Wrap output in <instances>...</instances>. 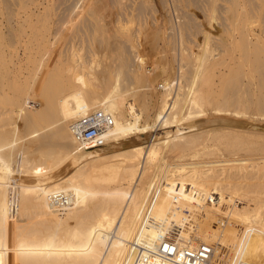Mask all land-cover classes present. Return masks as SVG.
<instances>
[{
	"label": "bare ground",
	"instance_id": "6f19581e",
	"mask_svg": "<svg viewBox=\"0 0 264 264\" xmlns=\"http://www.w3.org/2000/svg\"><path fill=\"white\" fill-rule=\"evenodd\" d=\"M212 2L207 26L194 33L196 51L176 45L179 66L161 93L143 92L152 72L139 33L124 40L131 47L122 44L107 86L80 63L81 76L33 109L19 102L9 65L0 67L8 78L0 77V264H177L159 254L166 238L212 246L207 264L264 261V23L255 25L249 7L233 29ZM24 17L29 25L32 15ZM178 21L168 38L180 36L186 22ZM233 44L241 52L232 55ZM16 68L10 74L20 78ZM87 109L114 118L90 149L71 129Z\"/></svg>",
	"mask_w": 264,
	"mask_h": 264
},
{
	"label": "rangeland",
	"instance_id": "374dc122",
	"mask_svg": "<svg viewBox=\"0 0 264 264\" xmlns=\"http://www.w3.org/2000/svg\"><path fill=\"white\" fill-rule=\"evenodd\" d=\"M210 1L211 0H47L45 3V0H39V3L41 2L43 4L39 7V10H36L37 5L39 4L37 0H0V53L2 54V56L0 55V67L4 69V72L6 69L7 72V67L9 65V71L7 74H10V71L13 69L12 73H16V67L21 68V72L18 76L20 78L13 77V74H6V76H9V79L14 78V83L12 85L19 86L17 90H20L19 102L21 105L27 109H33L34 106H39L40 103L42 106L43 102L45 103V100L48 99V97H50L54 92L62 91V89L64 90L67 80L74 81L79 75L81 76L83 72L80 74V69L79 71H77L78 69H75L80 63L85 64L84 70L86 73H95L94 75L96 78L101 79V81L104 82L101 83L103 87L107 86L108 83L113 81V72L117 68L115 65L120 64L119 60L121 52L124 51V46L131 47V44L128 43L129 41L125 42L124 40L130 39L128 36L132 33H139L141 35V52L147 62V66L145 68H147L150 73L152 72L149 79L145 81V85H143V92H148L149 86H151V90L161 93L162 81L168 77L170 79L172 76L175 78V75L172 73H176L175 71H177V67L179 66L178 60L181 57V53L179 54V50L177 49L179 44H181V41H184L185 47L189 50L188 52L192 51V49L196 51V48H192L194 46V40L196 39L194 33H198V31L202 29V26H207L206 21L209 14L208 9ZM212 1V3L217 6L218 16L226 18L224 20L226 24H230L232 20L231 25L233 24V29L235 28V23L237 24L238 21V18L235 16L243 12V9L249 10V7L252 9V11H249V16L253 15L251 17L253 18L252 21L256 23L255 25L264 23V0ZM173 2L177 5V10H181L180 12L178 11V14L174 13L173 7H171L175 5ZM45 7L47 8L45 9ZM257 9L259 10L258 14ZM28 14L32 15L29 25L23 21L25 18L24 16H27ZM155 18L156 20H154ZM175 18L177 20H175ZM179 18L186 22V25H183L180 30V36L176 32L178 36L174 34L172 38H168L171 25L175 27V25H179L178 23L181 22L178 21ZM84 19L85 21L83 22ZM118 20H120V23L121 21L124 24L126 23V28H122V26L120 28ZM176 22L178 23L176 24ZM244 24H247V21ZM104 28H106V31ZM217 28L221 30L222 26ZM119 30L125 34L128 33L127 36L123 33L122 35L116 33ZM215 33L217 35L220 34V32ZM115 36L117 38H115ZM153 36L154 39H152ZM69 42H73L72 44L76 46H74V50L78 51V53H73V49L69 51ZM176 45L177 49L175 48ZM231 46V54L232 52L237 54L238 52H241L238 47L239 45L235 47V44H233ZM28 49L32 52H26ZM104 50L107 52H104ZM132 50L131 48L129 50L130 52L125 50V56L129 60L131 59L129 58V55L130 57L131 54L133 55ZM61 51L67 58L71 56L70 53H72V56H76L75 53H77L76 57H78V59L71 56L70 60L65 63H61V59L64 60V56L60 57ZM15 52L17 53L15 54ZM93 53L95 55H92ZM107 53H109V55ZM3 55L6 56L5 59H7L10 55L8 58L12 57V60L7 59L5 62L7 61L8 63L6 62L7 64H5L4 62L2 64V60L4 59ZM28 55L30 56L29 59H27ZM107 55L109 58H107ZM85 56H87V58ZM94 56L97 58H93ZM116 57L119 59H116ZM50 58L51 61L49 60ZM73 58L76 59V65H74L75 59L71 60ZM224 58L227 59V56H224ZM14 63L18 64V66L16 65L13 68L12 66ZM55 63L59 64L61 67L59 66V68H56ZM5 65H7V67ZM4 66L6 68H4ZM104 66L107 67L106 70ZM32 67H35V69ZM169 67L170 69L172 68L173 71H170ZM1 68L0 72L2 71ZM72 69H75L77 72L74 73L75 71ZM69 71H71L72 74ZM5 73H3L2 76L0 74L3 82H6L5 80L8 79L7 77L4 79ZM25 77L28 78L25 80ZM45 81L46 83H44ZM6 88L8 87L5 86V89ZM37 99L39 101H37ZM36 101L40 103L38 104ZM39 114V117H42L41 113L37 112V115ZM161 135L162 131L158 132L156 137H160Z\"/></svg>",
	"mask_w": 264,
	"mask_h": 264
},
{
	"label": "built area",
	"instance_id": "2783aa9c",
	"mask_svg": "<svg viewBox=\"0 0 264 264\" xmlns=\"http://www.w3.org/2000/svg\"><path fill=\"white\" fill-rule=\"evenodd\" d=\"M113 124L114 118L109 111L87 109L82 116L72 122L71 129L76 142L82 148L90 149L104 143ZM158 249L159 254L172 259L177 264H207L213 253L212 246L208 244L202 243L190 248L169 238H166ZM250 264H264V261Z\"/></svg>",
	"mask_w": 264,
	"mask_h": 264
}]
</instances>
